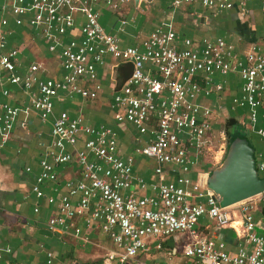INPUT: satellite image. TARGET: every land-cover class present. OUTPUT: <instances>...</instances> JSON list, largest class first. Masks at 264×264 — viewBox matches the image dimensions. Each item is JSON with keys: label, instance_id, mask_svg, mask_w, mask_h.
Listing matches in <instances>:
<instances>
[{"label": "built area", "instance_id": "1", "mask_svg": "<svg viewBox=\"0 0 264 264\" xmlns=\"http://www.w3.org/2000/svg\"><path fill=\"white\" fill-rule=\"evenodd\" d=\"M129 1L102 0L111 10ZM246 1L173 0L171 5L196 3L213 14L236 7L243 15ZM98 2L9 0L3 4L1 10L11 13L15 25L22 24L23 15H29L28 25L43 38L46 50L55 54L63 74L57 78L40 77L45 72L40 63H31L23 74L17 73L18 49L7 45L0 31V96L9 94L2 85L4 81L18 86L28 94L29 107L43 121L52 114L53 98L59 91L89 100L97 97L102 86L97 81L95 67L103 66L105 57L110 56L114 66L129 63L130 73L118 86L114 85L109 105L116 122H128L139 133L152 136L133 151L151 160L157 179L147 183L133 176L132 157H121L112 128L88 125L78 116L70 117L65 111H58L51 122L50 145L39 159V172L30 185V192L36 198L56 204L54 213L45 222L47 230L59 232L70 228L77 235L78 219L85 228L95 226L117 249L108 256L117 259L115 264H165L144 263L139 256L148 250L152 239L160 240L175 232L189 236L181 248L185 259L182 264H264V222L259 223L253 217L255 204L264 200V187L260 194L221 207L204 179L192 181L186 175L198 164L201 150L209 141L212 112L198 98L207 97L213 89L221 90V84L212 82V74L237 71L242 88L240 95L231 99V106H246L247 119L252 124L256 108L264 101V50L253 46L244 52L241 60L223 37L207 35L198 40H179L171 24L163 21L141 41V49L121 47L118 37L105 31L98 22V12L94 9ZM75 14L83 17L78 39L70 34ZM119 23L123 25L125 21ZM5 24L6 20L1 18L0 25ZM18 113H22L24 125L28 107H14L0 101V144L8 139ZM256 132L264 136L263 129ZM78 141L82 142L81 148H76ZM66 146L71 150H66ZM72 159L79 169L78 178L65 179L66 191L58 197L45 195L40 185L54 181L55 166ZM165 165L180 174L173 180H163ZM256 168L264 177V162ZM149 188L151 194L139 192ZM37 210L34 206L33 211ZM201 217L216 227L231 228L237 237L235 249L229 251L225 241L198 232L195 224ZM160 246L154 243L158 251ZM4 250L9 253L8 248Z\"/></svg>", "mask_w": 264, "mask_h": 264}, {"label": "crops", "instance_id": "2", "mask_svg": "<svg viewBox=\"0 0 264 264\" xmlns=\"http://www.w3.org/2000/svg\"><path fill=\"white\" fill-rule=\"evenodd\" d=\"M173 0H133L120 4L117 10L105 6L102 0L94 5L98 12V22L105 31H110L118 37L119 45L136 46L140 44L149 31L158 22H169L179 40L191 38L198 40L201 37L212 35L221 36L232 44L238 57L242 60L244 52L251 47L264 50V1L247 0L243 15L238 13L236 7L220 11L215 14L199 4H180L172 7ZM9 0H0V19L6 20L0 25L7 45L18 49L16 71L23 74L31 63H40L45 72L40 77H61L63 72L57 63L55 54L48 52L43 38L27 23L29 15H23L20 25L13 23L9 11H2L1 6ZM119 20L125 23L120 25ZM83 22L80 14L74 15V29L70 32L79 38V26ZM68 36V35H66ZM65 36V37H66ZM67 39V38H66ZM103 66H96L97 81L102 86L95 99L89 100L77 95L67 96L59 91L53 98V111L47 119L41 121L36 111L29 107L28 94L18 86L4 81L2 85L8 88L7 97H1L14 107H28L26 123L21 124L22 113H18L13 121L8 139L0 144V264L14 262L17 264H115L117 259L108 256L110 252H117L113 243L105 233L97 227L85 228L81 220H76L80 233L75 235L70 228L59 232L47 230L45 222L49 215L55 211L56 204H48L44 198H36L30 192L33 177L39 172L38 161L50 145V127L53 116L58 111H65L70 117H80L88 125H106L112 128L117 136V147L121 157H132V174L141 177L145 182H155L157 177L153 173L151 160L141 154L135 153V146H142L150 141L152 136L141 134L128 122H116L110 108L112 90L116 81L124 79L129 74V68L117 64L110 56L105 57ZM213 83L221 84V90L213 89L207 97H199L201 104L209 106L212 114L221 113L225 120L230 118L244 124V136L253 149L255 165L264 162V136L257 134V129L264 130V101L256 108V118L251 124L247 119L246 106H231V99L241 93V78L236 70L225 74L214 73L211 76ZM211 114V116H212ZM225 124V121H224ZM214 126L211 122V131ZM226 132V131H225ZM228 136V134H227ZM209 138V136H208ZM228 142L227 141L225 144ZM225 146V145H224ZM220 149L211 159L213 161L200 162L186 175L192 181L203 180L209 171L219 162L224 151ZM78 141L76 148H81ZM66 150H71L66 146ZM217 152V153H218ZM26 168L29 171H26ZM56 178L54 181L44 182L40 185L45 195L58 197L66 191L64 181L67 178H78L79 169L74 159L70 162L57 165L54 168ZM262 176V172H258ZM180 172L170 165L164 166L163 180H173ZM263 177V176H262ZM142 194H151L153 191L144 189ZM37 206L38 210L33 211ZM253 217L259 223L264 222V200L255 204ZM201 230L209 237L225 241L227 250L235 249L237 237L229 227H216L210 221L201 222ZM258 234L261 231L256 229ZM158 242L160 250L154 248ZM175 240L152 239L148 250L139 256L140 261L150 263L158 261L165 264H182L185 259L173 258L171 253L176 248ZM8 248L9 253L4 249ZM182 248V246H181ZM47 253L50 255L47 256ZM181 253V251H180Z\"/></svg>", "mask_w": 264, "mask_h": 264}, {"label": "water", "instance_id": "3", "mask_svg": "<svg viewBox=\"0 0 264 264\" xmlns=\"http://www.w3.org/2000/svg\"><path fill=\"white\" fill-rule=\"evenodd\" d=\"M137 2L138 0H133ZM245 136H235L224 146L219 162L204 179L221 207H226L260 194L264 177L257 171L253 149Z\"/></svg>", "mask_w": 264, "mask_h": 264}, {"label": "rangeland", "instance_id": "4", "mask_svg": "<svg viewBox=\"0 0 264 264\" xmlns=\"http://www.w3.org/2000/svg\"><path fill=\"white\" fill-rule=\"evenodd\" d=\"M225 115L221 114V113H214L211 116V122L214 126L213 130L209 133V141L205 142L203 149L201 150V160L200 162L203 161H213V159H211L214 155L219 154V150L223 149L222 147L225 145V142L227 141V134L225 132L226 128H225ZM244 124H241V122L239 121H234L230 126H229V132L233 135H240L244 133ZM218 152V153H217ZM193 153V152H192ZM208 221V219L206 217H201L199 218V220L197 221V223L195 224V227L197 229L198 232H202L201 230V222L204 221ZM189 236H187L186 233H181V232H175L173 234H171L168 237H163L160 238L161 241L164 240H170L172 239L173 241L175 240V244H176V248H180L183 245L184 242H186L188 240ZM181 251V250H180ZM180 251L179 249L175 250V252H172L171 255L173 258L177 257L180 258ZM184 259V258H181ZM169 261L166 260L165 263H168Z\"/></svg>", "mask_w": 264, "mask_h": 264}, {"label": "trees", "instance_id": "5", "mask_svg": "<svg viewBox=\"0 0 264 264\" xmlns=\"http://www.w3.org/2000/svg\"><path fill=\"white\" fill-rule=\"evenodd\" d=\"M121 65H125V67H127V68H129L128 70H129V73H130V70H131V65L129 64V63H127V62H125V63H118L117 64V69L121 66ZM129 75V74H128ZM126 78V77H125ZM124 78V79H125ZM124 79H120L119 81H116V84H115V86H118ZM233 123V120L232 119H230V118H227L226 120H225V128H226V134H228V142H230V140L233 138V137H235V136H244V134H240V135H233V134H231L230 132H229V126L231 125Z\"/></svg>", "mask_w": 264, "mask_h": 264}]
</instances>
